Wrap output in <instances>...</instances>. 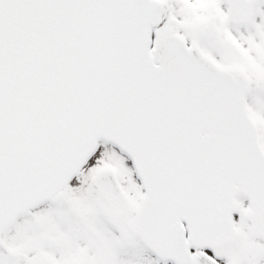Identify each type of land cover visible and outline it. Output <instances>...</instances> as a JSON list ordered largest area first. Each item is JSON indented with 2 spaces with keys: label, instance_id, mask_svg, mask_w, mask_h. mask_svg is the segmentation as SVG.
Masks as SVG:
<instances>
[{
  "label": "snow or ice",
  "instance_id": "obj_1",
  "mask_svg": "<svg viewBox=\"0 0 264 264\" xmlns=\"http://www.w3.org/2000/svg\"><path fill=\"white\" fill-rule=\"evenodd\" d=\"M0 264H264V0H0Z\"/></svg>",
  "mask_w": 264,
  "mask_h": 264
}]
</instances>
